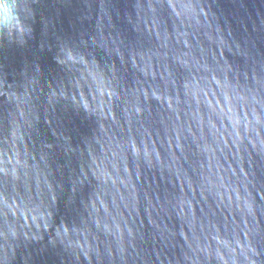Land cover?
<instances>
[{"label": "clouds", "instance_id": "clouds-1", "mask_svg": "<svg viewBox=\"0 0 264 264\" xmlns=\"http://www.w3.org/2000/svg\"><path fill=\"white\" fill-rule=\"evenodd\" d=\"M0 264H264V0H0Z\"/></svg>", "mask_w": 264, "mask_h": 264}, {"label": "water", "instance_id": "water-1", "mask_svg": "<svg viewBox=\"0 0 264 264\" xmlns=\"http://www.w3.org/2000/svg\"><path fill=\"white\" fill-rule=\"evenodd\" d=\"M67 25H68V20H67V15H66V16H65V26L67 27ZM36 37H37L36 40L33 41V42H31L32 45H33V51L35 50V46L38 45V43H39V39H40V31H39V27L37 28ZM15 54H16L17 56L22 55V53H19V52L15 53ZM27 55L29 56V59H32V58H33V57H32V52H31V51H29V52L27 53ZM40 55H41V57L43 58L45 65L47 66V63H48V62L50 61V59H51V54H50V53H47V52H43V53H40Z\"/></svg>", "mask_w": 264, "mask_h": 264}]
</instances>
